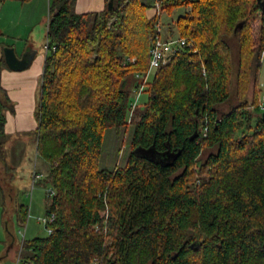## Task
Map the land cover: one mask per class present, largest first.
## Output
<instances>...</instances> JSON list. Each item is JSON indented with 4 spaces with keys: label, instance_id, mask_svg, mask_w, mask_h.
I'll return each mask as SVG.
<instances>
[{
    "label": "trees",
    "instance_id": "obj_1",
    "mask_svg": "<svg viewBox=\"0 0 264 264\" xmlns=\"http://www.w3.org/2000/svg\"><path fill=\"white\" fill-rule=\"evenodd\" d=\"M76 2L50 4L38 107L53 231L23 241L18 264H264V120L255 98L264 0H161L152 19L141 0H106L86 14ZM182 7L173 27L190 45L152 73L147 102L133 109L162 13ZM8 109L0 88V166ZM109 132L117 150L130 134L124 164L104 162ZM153 146L181 154L162 166L135 152ZM205 150L213 152L203 161Z\"/></svg>",
    "mask_w": 264,
    "mask_h": 264
},
{
    "label": "crops",
    "instance_id": "obj_2",
    "mask_svg": "<svg viewBox=\"0 0 264 264\" xmlns=\"http://www.w3.org/2000/svg\"><path fill=\"white\" fill-rule=\"evenodd\" d=\"M141 1L148 6L146 9L147 18H154L156 16L157 0ZM51 2L52 0L0 1V88L7 94L10 106L12 107V110L8 109L5 112V142L9 136L34 132L37 131L39 126L38 117L36 120V110L41 98L44 63L48 52L45 53L44 50H42L43 48L39 49V45L41 46L43 41V31H41V36L40 33L37 34V32L42 28L43 16L48 9L50 14ZM105 4L106 0H77L75 9L78 14L102 12L105 8ZM179 9L174 10L171 14L167 12L162 13V18L164 15L167 16L168 22L165 24V28L170 35L171 32H173L172 35L176 33L173 27V23L175 22L173 14ZM47 22H49V20H47ZM39 36L40 40L41 38L42 40L38 44L37 40ZM8 42L12 44H7ZM9 48L15 50L19 59H22L23 55L26 53L33 55V61L30 66L20 71L10 69L5 61L4 55V50ZM3 63H5L6 66H4ZM34 146L37 149L36 141ZM42 161L43 164L40 166L41 170L38 171L39 169H37V173L34 177L35 183L43 181L48 175V165L43 158ZM49 190H51V187ZM4 200V197L1 195L0 205L3 209L2 216L5 219V237L0 241V246L3 248L2 251H4L0 254V263H3V260L6 258H11L18 260V264L22 243H18L17 238L10 230L9 226L15 225L22 228L21 213L23 214L25 212L28 216V209L25 210L23 205H18L16 202V206H14L11 211L12 220H9L5 218L9 215H6L8 211L5 209V206L2 205ZM9 202H14V198L10 197ZM21 232L22 231H20V234Z\"/></svg>",
    "mask_w": 264,
    "mask_h": 264
},
{
    "label": "rangeland",
    "instance_id": "obj_3",
    "mask_svg": "<svg viewBox=\"0 0 264 264\" xmlns=\"http://www.w3.org/2000/svg\"><path fill=\"white\" fill-rule=\"evenodd\" d=\"M185 11V7H182L181 9L174 12L173 19L176 20L178 17L182 16ZM49 17L50 14L48 9L43 16V22L41 25L42 28L38 30L39 32H37V34L40 33L41 36V31H43V41L42 45H39V49L43 48L42 50H44L45 53L48 52L46 38L48 23L47 20H49ZM167 22V16L164 15L161 22L163 24L162 29L164 38H178L179 36L177 35V32L174 35H172L173 32H171V36L170 33L167 31V29L165 28V24ZM40 36L37 40L38 44L42 40V38L40 40ZM7 44L12 43L8 42ZM259 84L260 89L262 90V96H259L256 92L255 98L256 104L258 103L260 105L261 101L264 99V58L260 73ZM252 93L253 89H251L250 87L246 96L249 102H252L254 100L252 97ZM234 94H238L236 83L233 88V95ZM136 96L137 93L132 99L133 102L136 101ZM140 97L141 105L147 102V94H143ZM236 101L237 100H235L234 96L231 102L219 107L220 112L225 113L231 110L232 106L237 103ZM38 107L39 103L36 110V120L38 117ZM132 117L133 112H131L130 114V119ZM112 133L113 132H109L108 135H106L104 147V162H107V164L112 165L113 162L117 159L119 164H124L125 160L129 156L128 140L130 139V134L124 141H122L120 150H117L119 147V140L116 138L115 134L113 133V135ZM35 141L37 143V131L7 137V140L5 142L4 163L2 166H0V194L5 199L2 205L5 206V209L8 211V214L6 215H9L5 218L12 220L11 211L14 206H16V202L18 205H23L25 210L28 209V216L25 217L22 228H19L15 225L9 226L10 230L14 233L15 237L17 238L18 243H22L24 239L22 233L20 234V231L25 233L24 241H31L35 238H43L48 236L49 234L48 229L42 220L44 218H47L48 215V204L50 201V198L48 197V191L50 189V185L44 181H40L37 183L34 182V177L37 173V169H39L38 171H40V166L43 164L42 158L38 154L37 149L34 146ZM212 152L213 151L211 150H205L201 159L203 161H206V159L209 157V155H211ZM10 197L14 198V202H9ZM2 213L3 209L0 205V241H2L3 237H5V219L3 218ZM2 250L3 248L2 246H0V254L4 252ZM3 261L4 262L0 264H17L18 260L6 258Z\"/></svg>",
    "mask_w": 264,
    "mask_h": 264
},
{
    "label": "built area",
    "instance_id": "obj_4",
    "mask_svg": "<svg viewBox=\"0 0 264 264\" xmlns=\"http://www.w3.org/2000/svg\"><path fill=\"white\" fill-rule=\"evenodd\" d=\"M156 7L158 9L161 8V0H157ZM157 29V35L155 39H153L152 45H151V62H150V68L149 71L145 74H137L136 78H138L142 83L138 86L137 91V98L135 103L133 104V109L136 108L140 96L142 95L143 91L145 90V83L149 79V77L152 75V73L158 69L162 64L167 63V61L177 53L181 49H184V47L190 45V43L183 39V38H164L162 24L159 23L156 27ZM133 63L135 60H131ZM260 109L264 113V99L261 101ZM54 192L53 190L48 191L49 198L53 197ZM43 223L46 225L48 229V233H52L51 225L55 221V214L47 215V218H44ZM23 237L25 233L21 232Z\"/></svg>",
    "mask_w": 264,
    "mask_h": 264
},
{
    "label": "water",
    "instance_id": "obj_5",
    "mask_svg": "<svg viewBox=\"0 0 264 264\" xmlns=\"http://www.w3.org/2000/svg\"><path fill=\"white\" fill-rule=\"evenodd\" d=\"M260 1V0H259ZM262 8L264 7V4H261ZM240 28H242V25H238L236 27V31H238ZM5 55V61L8 65V67L15 71H20L23 69H26L30 66V64L33 61V55L30 53H26L23 55L22 59H19L16 55V52L14 49L9 48L4 50ZM262 118L264 120V113H262ZM197 135V133H196ZM195 135V136H196ZM138 155H140L143 158H146L156 164H160L162 166L172 165L174 161L180 156L181 151L174 152L171 151V149H168L164 153H158L156 151L155 146L144 149V148H138L135 151Z\"/></svg>",
    "mask_w": 264,
    "mask_h": 264
}]
</instances>
